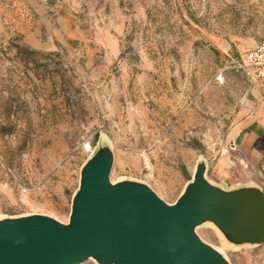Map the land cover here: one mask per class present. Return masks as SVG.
<instances>
[{
	"label": "rangeland",
	"instance_id": "rangeland-1",
	"mask_svg": "<svg viewBox=\"0 0 264 264\" xmlns=\"http://www.w3.org/2000/svg\"><path fill=\"white\" fill-rule=\"evenodd\" d=\"M263 37L264 0H0V221L67 224L103 147L113 183L168 204L200 164L224 190L264 187L247 162L264 98L244 61ZM197 234L230 264H264V244Z\"/></svg>",
	"mask_w": 264,
	"mask_h": 264
},
{
	"label": "water",
	"instance_id": "water-1",
	"mask_svg": "<svg viewBox=\"0 0 264 264\" xmlns=\"http://www.w3.org/2000/svg\"><path fill=\"white\" fill-rule=\"evenodd\" d=\"M114 154L100 148L81 171L67 224L45 215L0 221V264H230L197 234L212 224L234 246L264 244V191L224 190L197 167L174 204L135 181L113 183ZM264 180V169L252 164Z\"/></svg>",
	"mask_w": 264,
	"mask_h": 264
},
{
	"label": "built area",
	"instance_id": "built-area-1",
	"mask_svg": "<svg viewBox=\"0 0 264 264\" xmlns=\"http://www.w3.org/2000/svg\"><path fill=\"white\" fill-rule=\"evenodd\" d=\"M244 61L252 69L264 98V37L252 50L245 54Z\"/></svg>",
	"mask_w": 264,
	"mask_h": 264
},
{
	"label": "crops",
	"instance_id": "crops-1",
	"mask_svg": "<svg viewBox=\"0 0 264 264\" xmlns=\"http://www.w3.org/2000/svg\"><path fill=\"white\" fill-rule=\"evenodd\" d=\"M247 162H248V164L252 170H253L252 164L259 165V166H261L260 169H264V141L263 140L256 142L252 146V148L249 151L248 156H247ZM254 173H255V171H254ZM258 179H260V178H258ZM262 182H264V180ZM252 185L259 187L260 189H262L264 191V187L261 184H259L258 182L252 183Z\"/></svg>",
	"mask_w": 264,
	"mask_h": 264
}]
</instances>
